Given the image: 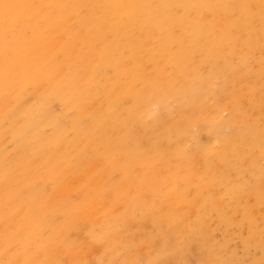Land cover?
Wrapping results in <instances>:
<instances>
[{
    "label": "bare ground",
    "instance_id": "6f19581e",
    "mask_svg": "<svg viewBox=\"0 0 264 264\" xmlns=\"http://www.w3.org/2000/svg\"><path fill=\"white\" fill-rule=\"evenodd\" d=\"M173 1L0 0V137L12 145L15 142L17 148H23L20 149L23 153L27 144L24 141L30 142L29 151L24 154L34 157L27 163L31 169L40 168L24 180L23 171L27 166L22 165L15 178L23 182L22 187L28 185L20 191V182L13 183L14 190L20 187L16 193L8 188L9 182L15 179L11 173L15 171L14 166L5 160L0 162V217L6 221L5 208L15 212L6 226L8 242L0 234V264H52L58 248L70 250L76 245L80 252L101 251L105 241L109 252L126 249L130 254L129 248L141 239L138 250L144 255L133 264H168V260L183 253V247L188 248L189 238L196 240L203 251L202 260L208 259L212 247L205 244L209 239L207 230L189 225L192 216H185L181 201L184 202L189 192H195L193 216L202 220L209 218L207 211L212 208L207 200L208 187L215 186L219 196L227 186L241 193L243 187L228 184L234 178L238 182L243 180L246 172L253 170H259L257 177L264 181V165L234 167L235 163L223 156L211 157V152L220 143H229L230 137L238 144L246 142L233 128L221 135L208 133L202 127L201 117L192 124L185 115L168 122L156 118L169 105L163 95L164 85L155 83V77L165 64L178 65L180 55L177 54L182 43L179 33L184 28L189 31L188 12L201 17V10L211 9L209 0H183L178 6L182 13L177 14ZM234 1L240 7L245 2L254 9L241 8L242 19L231 26L222 19L214 26L218 32L245 29L248 40L253 43L248 30L254 22L260 23L259 31L264 29V0ZM185 34L187 42L189 37L194 40L199 36L196 29ZM244 35L241 32L238 37ZM89 50L96 54L89 55ZM128 61L133 67L129 70ZM108 68L112 72L110 77H107ZM260 77L263 78L257 90L256 81L246 76L243 68L229 77L230 84L235 86L236 99L232 102L239 106L230 111L232 124L242 119L240 109L254 101L256 106L247 108L248 116L264 119V94H260L264 92V71ZM38 85L47 86L48 93L56 94L63 101L65 116L70 118L69 129L75 132L70 141L64 140L66 145L54 144L56 151L52 153L47 151L46 141H39V131H42L39 128L54 125L60 137L67 129L60 127L52 115L46 92L33 89L29 99L24 98L29 87ZM176 88L182 94L174 97L182 102L185 112L191 111L192 117L196 111L185 102L186 81ZM114 96L116 100L110 101ZM127 98L134 102L133 106L125 104ZM229 103L230 99H221L220 106L207 114L229 115ZM136 105L141 110H136ZM133 116V123L129 124L127 119ZM199 128L202 129L196 134ZM185 132L195 142L192 147L184 142ZM203 133L209 145L204 143ZM86 147L92 149L93 155L83 165L81 155ZM252 164L258 163L252 161ZM218 169L222 170L210 174ZM42 170L50 175L40 173L44 177L39 176ZM232 170V174H227ZM101 175L104 183L93 184L92 180ZM37 179L43 186L48 181L55 192H48V197L41 187L37 189L34 185ZM251 194L255 193L250 189L245 192L247 196ZM257 198L264 200V196ZM114 206L117 208L113 209ZM57 212L61 215L58 220ZM230 213L229 208L218 215L226 219ZM95 214H100L96 220ZM166 219L177 223L169 226ZM87 220V230L92 234L76 240L72 233L79 221ZM163 220L164 225L160 222ZM127 222L135 223L134 228L138 225L146 229L132 234L125 243L119 238V232ZM173 231L176 232L173 234ZM155 239L160 242L159 249L153 248ZM168 252H172L169 258ZM127 258L131 260L130 256ZM202 260L197 264H204ZM251 263L264 264V261L253 259ZM219 264L228 263L221 259Z\"/></svg>",
    "mask_w": 264,
    "mask_h": 264
},
{
    "label": "rangeland",
    "instance_id": "374dc122",
    "mask_svg": "<svg viewBox=\"0 0 264 264\" xmlns=\"http://www.w3.org/2000/svg\"><path fill=\"white\" fill-rule=\"evenodd\" d=\"M173 2L177 5V14H181L182 10L178 8V6L183 3V0H174ZM209 4V6H211L210 11L207 10V8L201 10L200 13L203 14L201 17L193 14V12H188V18L190 22L188 23L187 29L189 31L184 28L182 32L179 33L180 40L182 41L180 44L181 50L179 54H177V52H173V54L180 55V57H178V60H180L178 65L175 63L165 64L160 74L155 77V83H163V95L168 98V105L170 107H167L166 110L160 112L158 115L159 117L156 116V118L168 122L175 117L185 115L186 119L192 124L195 122L197 117H201L203 118L202 127L207 130L208 133H217L221 135H226L229 132V129L232 130L233 128L234 133H236V135L239 137L244 136L246 142L243 144H238L234 138L230 137L229 143L225 144L222 142L216 147L215 150H213V152H211V157L223 156V159H227L228 162H231L232 164L235 163L234 167L240 165L242 168H246L249 165H252V167L255 165H264V119L258 120L255 117L248 116L247 108H254L256 106L254 101V103H248L246 106H244V108L240 109L239 113L242 119L238 122V124L234 125V122L232 124L230 111L232 108L236 107L237 109L239 106H236V104H233L232 102V99H236L234 92L235 86L229 82V77L235 73L237 69L243 68L245 75L253 78L254 81H256V84L254 85L256 90L257 85L261 84L260 79L263 77L261 78L260 76L264 71V29L259 31L257 27L260 25V23H253L252 27L248 30V35L251 37L253 43L248 40L247 31L245 29L235 31L229 28V30L218 32L214 26V23H216L218 19H222L227 24L230 23L229 26H231V23L235 24L242 19L241 8L251 11L254 9V7L245 2L240 7L239 4L234 0H209ZM207 23L208 26L206 25ZM254 26L257 30L254 29ZM193 29H196L199 32V36L194 40H191L192 37H189L190 41L187 42L184 39V36L186 35L185 33L188 34V32H191ZM226 31H230V33ZM241 32L245 34L243 38L238 37V34ZM161 40H163V38ZM88 54L95 55L96 51L89 50ZM162 54L163 53H160V55ZM128 62L127 69L129 70L133 67L131 65L132 63L130 61ZM107 71V77H110L112 75L111 69L108 68ZM183 80L186 81L187 89V94H184L185 102L190 104V107H193V109L196 111L195 114H192V117L190 116L191 111L188 110L185 112L187 109L181 108L182 102L178 100V98L174 97L175 95L182 94L179 93L176 87H179ZM136 85L139 87L141 86L138 84ZM29 89H31L30 93ZM29 89H27L28 91L26 90L24 94V98L26 99L30 97L32 93L31 91L33 89H35V91L38 93H43V91L46 92L47 96L49 97L48 103L50 105L52 115L56 117L60 127L67 129L64 136L60 137L56 134L55 129H58L54 128V125L52 127L51 125L46 124L44 127H40L41 129L39 128V130H42L39 131V136L41 137L39 141H46V149L49 153H52L56 151L54 149V144L58 145V143H62L66 145L64 140L68 142L70 141V138L74 137L75 132L69 129L70 118L68 119L65 116L66 108L65 105H63V101L56 97V94L48 93L47 86L38 85L37 87L33 88L29 87ZM142 92L143 91L138 92L136 95L138 96V94H142ZM153 93L157 94V91H154ZM260 94H264V92H260ZM128 97L135 101V99L131 96ZM224 98L230 99V103L228 105L229 115L212 117L210 114H207V112L211 113L214 111V109L219 107V101ZM114 99L116 100L115 96L111 97L110 101H113ZM130 99L127 98L125 100V104H129H126L127 106H133L134 104V102ZM56 103L59 108L57 105H55ZM171 108L173 109L171 110ZM135 109L141 110V107L136 105ZM154 109L158 110L156 107ZM133 118L134 116L128 117L127 121L129 124L133 123ZM49 126L50 128H48ZM5 127H7V125H5ZM138 128L139 127H137V129ZM201 129L202 128L196 129L195 133H200ZM183 136L185 137L184 142L190 143L189 147L193 146L192 143L195 144V142H193L188 137V135H186V132ZM201 136L204 143L209 145V143L205 141V134L203 133ZM255 139L257 140L255 141ZM15 140H17L16 142L20 143L19 139ZM25 141L24 143L27 144L24 149H26L25 152H28V149L30 148L28 147L30 142ZM7 149L10 152L6 151ZM20 149L23 148H17L15 142L14 145H12V143L5 142L0 137V155L2 156L0 162L5 160L9 163L8 165L14 166L15 171L13 170L11 172L14 175V178L16 175L20 174L19 169L22 167V165L26 164L27 170L23 171L22 177V179L26 180L29 178V173L32 174L33 172H38L40 168L36 167L35 169H31L30 165L28 164L30 162L28 161H31L30 158H33L34 155L27 157L24 154L25 152L23 153ZM199 152L200 151L198 150V153ZM92 155V149L90 150V148L86 147L81 155L82 160L84 161L83 165H85ZM252 161L258 164H252ZM13 162L14 164H12ZM2 164L4 165V162H2ZM216 165L218 166L219 164ZM221 170L222 169H218V171H211L210 174L219 173ZM53 171L54 170H52V172ZM258 172L259 170H253L248 173L246 172L243 180L241 179L238 182L234 178L232 179L231 183L228 184L231 186L238 184L237 186L243 187L244 191L241 193L236 192L234 188H230L231 192H229L228 190L230 189H228L227 186L224 191L220 193L221 196H219L217 195V188L215 186L208 187L207 200L212 204V208H210L211 206L208 207L210 209L207 211L209 218L207 216L206 218L199 220L196 216H193L192 209L197 195L195 192H189L186 195L184 202L181 201V209L185 210V216H192L189 219V225L191 227H194L195 229L201 227L206 228L207 237L209 239H205V244L212 247L210 250L211 256L208 259L202 260L204 256L203 251L200 250L196 240L189 238L187 239V241L190 243L188 248L183 247V253L178 258L168 260V264H197L199 263L200 259L204 262V264H219V260L221 259L227 261L228 264H252L251 261L253 259H262L264 261V200L257 198L259 196H264V181L257 177ZM40 173L43 175L45 174L46 176L50 175L49 172L44 170L38 174L39 176L44 177ZM232 173L233 170L231 172H227V174ZM40 181L41 180L39 179L34 181V185H36L37 189L38 186L41 187L48 197L50 194L55 192V190H53L54 186L48 181L44 182V186L41 185L42 181ZM15 182H20V191L22 188H27L28 184H24L22 187L21 184L23 182L15 178L8 184L10 191L11 189L16 193L19 191V188L14 190V185L12 186V184ZM39 182L40 185L38 184ZM46 183H48V185H46ZM92 183L103 184L104 179L102 175L93 179ZM249 189L255 194H251L250 196L245 195V192L249 191ZM183 205L186 208L183 207ZM116 208L117 206L113 207V209ZM229 208L231 213L229 214L228 218H220L218 215L219 212H227ZM91 209L93 210V208ZM5 210L6 221L3 222L2 218L0 217V234L3 235L7 241L8 236L6 233V226L10 223L9 221L13 219L15 212L7 208H5ZM58 213L59 212H57L56 218L61 216L60 213ZM98 216H100V214H95L94 219L96 220ZM61 218L62 217H60L59 220ZM92 219L93 217L90 215L89 220ZM57 220L55 219L56 222H58ZM89 220L83 222L79 221L77 224L76 231L72 233L76 240H80L87 237L89 234H92L87 230ZM1 221L3 223H1ZM167 221L169 226L177 223V221L174 219H169ZM160 222L162 225L166 224L164 220ZM125 225L126 226L123 228V230L119 232V238H123L125 243H127L126 240L132 236V234L138 233L139 231H144L146 229L145 227L138 225L136 228H134V225L136 224L132 222H127ZM174 232L176 231H173L172 233L174 234ZM155 237H157V234ZM134 238L136 240L139 239L138 236H135ZM141 240L133 243L135 246L133 247L132 245L129 248L132 249L130 254L126 252V249L116 253L109 252L108 241L103 243V248L101 251L89 250L80 252V249H78L76 245H74V247L70 250H67L66 248H58L56 250L52 264H100V262H104V264H133L144 255L138 250V244H140ZM159 246L160 242L155 239L153 241V248L159 249ZM167 248H170V246ZM0 252L2 251L0 250ZM171 255L172 252H168L167 258H169ZM128 256L131 257V260H127Z\"/></svg>",
    "mask_w": 264,
    "mask_h": 264
}]
</instances>
